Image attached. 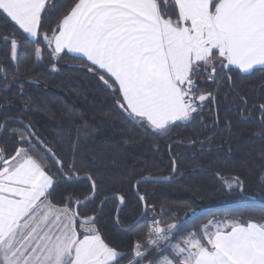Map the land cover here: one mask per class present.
<instances>
[{
	"label": "snow or ice",
	"instance_id": "snow-or-ice-1",
	"mask_svg": "<svg viewBox=\"0 0 264 264\" xmlns=\"http://www.w3.org/2000/svg\"><path fill=\"white\" fill-rule=\"evenodd\" d=\"M46 5L0 0V15L39 44ZM42 40L55 57L72 54L96 72L129 120L164 133L193 119L209 99L210 93L197 94L202 75L215 82L224 69L264 71V0H75ZM17 47L13 38V59ZM35 54L39 58L41 48ZM34 136L21 133L11 155L0 148V264H118L120 254L93 216L73 211L71 198L68 206L55 205L60 180L46 162L52 158L65 182L74 164L65 166L42 141L34 147ZM153 223L148 245H134L130 264H139L143 247L166 250L162 242L171 244L176 225L166 231ZM209 226L171 245L173 258L158 264H264V223L232 219Z\"/></svg>",
	"mask_w": 264,
	"mask_h": 264
},
{
	"label": "trees",
	"instance_id": "trees-1",
	"mask_svg": "<svg viewBox=\"0 0 264 264\" xmlns=\"http://www.w3.org/2000/svg\"><path fill=\"white\" fill-rule=\"evenodd\" d=\"M74 2L47 0L39 44L0 15V126L11 120L0 137V148L11 155L20 134L28 135L20 121L65 166L74 164L71 178L90 176L95 196L77 209L82 218L94 216L103 199L122 196L118 226L116 200H106L95 218L102 237L120 254L118 264L135 259L136 243L148 245L149 218L165 228L176 225L170 237L174 241L193 232L201 235V227L212 218L264 223V71L241 74L224 69L215 82L202 75L196 80L197 94L211 95L193 119L175 123L164 133L145 129L120 112L114 90L106 88L96 72L88 71L79 58L64 53L55 57L42 40ZM13 38L18 45L14 60ZM32 143L37 146L33 139ZM46 164L60 180L54 197L57 207L68 206L71 198L73 210L90 196L88 181L65 182L50 158ZM165 177L170 181L138 185L146 213L136 226L124 230L141 213L134 184ZM142 250L139 264L166 255L173 258L168 250Z\"/></svg>",
	"mask_w": 264,
	"mask_h": 264
},
{
	"label": "water",
	"instance_id": "water-1",
	"mask_svg": "<svg viewBox=\"0 0 264 264\" xmlns=\"http://www.w3.org/2000/svg\"><path fill=\"white\" fill-rule=\"evenodd\" d=\"M109 90H112V89H109ZM116 106H117V105H116ZM117 108H118V106H117ZM118 109H119V108H118ZM119 110H120V109H119ZM120 112L122 113V110H120ZM123 115L126 117V114H123ZM9 122H11V120H7V121L3 122L1 126H4V125L8 124ZM17 122L23 126V128L27 131V133H29V131L31 132V130L29 129V127H28L27 125L23 124V123L20 122V121H17ZM3 130H4V127H3L2 129H0V137L2 136ZM31 138L33 139V141H34L37 145L39 144L40 141H39L37 138H35V136H34V137H31ZM49 158H50L51 161L54 163V161L52 160V158H51V157H49ZM54 164H55V163H54ZM86 177H87V176L73 177V178H70V180H69L68 182H71V181H73V180H86V181H88V182L90 183V187H91V185H92V181L89 180V179H87ZM235 180H236V179H235ZM169 181H170V177H165V178H143V179L138 180V181L134 184V186H133V192H134L135 196L139 199L140 196H139L138 193H137V187H138L139 184H141V183H145V182H150V183H166V182H169ZM236 181H237V180H236ZM241 190H242V187H241V184H240V189H239V191L241 192ZM93 196H95V190H94V192L91 190V194H90V196H89L85 201H81V202L76 203V204L74 205V207H73V211H77V209H78V208H77V205H78V204H79V205H84V204H86L87 202L91 201V200L93 199ZM109 199H113V200H116V201H117V208H116L115 215H114V223H115L116 226H118V215H119L120 209H121V207H122V205H123V203H121V201H120V197H119V196H110V197H107V198L103 199V200L100 202V204H99V206H98V208H97V213H96L93 217L96 218V216L99 215V213H100V211H101V208H102L104 202H105L106 200H109ZM139 201H140V203H141V213H140L139 217H138V218H137V219H136V220H135V221H134V222H133L128 228H126V229H124V230L132 229L134 226L137 225V223H138L139 221H141V220L144 218L145 213H146V206H145V204H144V201H141L140 199H139ZM194 217H196V215L193 216L192 218H190L188 221L192 220ZM188 221H187V222H188Z\"/></svg>",
	"mask_w": 264,
	"mask_h": 264
},
{
	"label": "built area",
	"instance_id": "built-area-1",
	"mask_svg": "<svg viewBox=\"0 0 264 264\" xmlns=\"http://www.w3.org/2000/svg\"><path fill=\"white\" fill-rule=\"evenodd\" d=\"M203 78H205L206 80H209L206 76H203ZM210 81V80H209ZM199 103V102H198ZM194 114H196V113H194ZM193 114V115H194ZM157 221L158 223H159V221L157 220V219H155V218H149L148 220H147V222H146V225H147V230H146V242L148 243V233H150V232H152L153 230H154V227H155V225H154V223H153V221ZM159 226L162 228V229H165L166 231L168 230V228H165V227H163L162 225H160V223H159ZM174 231L173 230H171V235H172V233H173ZM171 235H170V237H171ZM154 238V237H153ZM167 242H162V244H163V248L165 247V244H166ZM156 249V250H158V251H161L162 249L161 248H156V247H150V249Z\"/></svg>",
	"mask_w": 264,
	"mask_h": 264
},
{
	"label": "rangeland",
	"instance_id": "rangeland-1",
	"mask_svg": "<svg viewBox=\"0 0 264 264\" xmlns=\"http://www.w3.org/2000/svg\"><path fill=\"white\" fill-rule=\"evenodd\" d=\"M13 59V58H12ZM14 60V59H13ZM192 218V217H191ZM209 221H211L213 224L214 223H216V222H219L220 220H218V219H216V218H212V219H210ZM209 221L206 223V224H204L202 227H201V235H202V229H203V227L204 226H209ZM187 223V222H186ZM210 227V226H209ZM171 230H174V229H171ZM175 231V230H174ZM191 234V233H190ZM189 235V234H188ZM188 235H186L182 240H180V241H174V240H171L172 242H171V244H168V246H167V248H166V250H168V252L171 254V256H173V254H172V247H171V245H175L176 243H181V241H183L184 239H186L187 237H188ZM166 256H169V258H171L170 257V255H166ZM164 256H162V257H160V258H158V259H156V260H154V261H149V262H145V263H143V264H153V263H155V262H157L159 259H161V258H163Z\"/></svg>",
	"mask_w": 264,
	"mask_h": 264
},
{
	"label": "crops",
	"instance_id": "crops-1",
	"mask_svg": "<svg viewBox=\"0 0 264 264\" xmlns=\"http://www.w3.org/2000/svg\"><path fill=\"white\" fill-rule=\"evenodd\" d=\"M10 20V19H9ZM13 24H14V22H12ZM15 25V24H14ZM17 28H18V26L17 25H15ZM19 29V28H18ZM20 30V29H19ZM21 32H22V30H20ZM25 36H26V34H24ZM27 37V36H26ZM29 40H31V38H29V37H27ZM63 54V53H62ZM67 55H69V56H72L73 57V55L72 54H67ZM233 70H235V71H237V72H239L238 70H236V69H234L233 68ZM239 73H241V72H239ZM241 74H248V73H241ZM184 122H187V121H178V122H176V123H184ZM153 131H155V130H153ZM170 242H172L171 240H170ZM182 242L183 241H181V245H182ZM168 242L165 244V248H167V246H168ZM176 244H179V243H176ZM162 259V258H161ZM161 259H159L157 262H155V263H153V264H158V262L161 260Z\"/></svg>",
	"mask_w": 264,
	"mask_h": 264
}]
</instances>
